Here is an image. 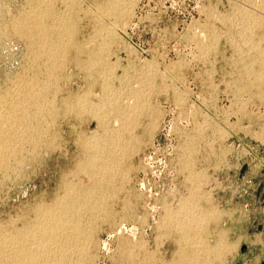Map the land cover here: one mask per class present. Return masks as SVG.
<instances>
[{
	"label": "rangeland",
	"instance_id": "rangeland-1",
	"mask_svg": "<svg viewBox=\"0 0 264 264\" xmlns=\"http://www.w3.org/2000/svg\"><path fill=\"white\" fill-rule=\"evenodd\" d=\"M0 243L264 264V0H0Z\"/></svg>",
	"mask_w": 264,
	"mask_h": 264
},
{
	"label": "bare ground",
	"instance_id": "bare-ground-1",
	"mask_svg": "<svg viewBox=\"0 0 264 264\" xmlns=\"http://www.w3.org/2000/svg\"><path fill=\"white\" fill-rule=\"evenodd\" d=\"M7 96V95H6ZM13 97V96H12ZM5 99H6V97H5ZM8 103V102H7ZM5 104V103H4ZM9 105V104H8ZM8 113V112H7ZM11 116V115H10ZM12 117V116H11ZM10 123H11V121H10ZM9 123V124H10ZM6 125H8V124H6ZM7 129V128H6ZM10 130V129H9ZM9 133H11L10 131H9ZM6 135V134H5ZM7 135H9V134H7ZM14 136H15V133H14ZM7 138V137H6ZM10 138V137H9ZM9 141V140H8ZM11 142V141H10ZM9 144V143H8ZM7 144V145H8ZM10 148V147H9ZM3 150V149H2ZM10 155V154H9ZM53 208V207H52ZM42 214V213H41ZM40 215V214H39ZM55 215L56 214H54V212H52V210L50 211V210H48L47 212H45V213H43L42 214V217L40 218V220H39V222H38V224H37V226H36V228L38 227H40L41 229H45V228H47V227H49L50 229L52 228V230L54 231V229L53 228H56L59 224H58V222H57V218L55 217ZM35 228V227H34ZM33 228V229H34ZM37 228V229H38ZM39 228V229H40ZM48 228V229H49ZM36 230V229H35ZM33 230H31V232H32ZM40 231V230H39ZM43 231V230H42ZM36 232H37V230H36ZM41 232V231H40ZM52 232V231H51ZM71 232V231H70ZM30 233V232H29ZM33 233V232H32ZM47 232H45V234H46ZM48 234V233H47ZM44 235H42V238L41 239H43L44 237H43ZM46 237V236H45ZM51 237H53V235L51 236ZM24 238H26V237H24ZM47 238V237H46ZM49 238V237H48ZM55 238V237H54ZM59 238V237H58ZM15 239V238H14ZM30 239V238H29ZM28 239V240H29ZM34 240H36V238L34 239ZM45 240H48V239H45ZM57 240H59V239H57ZM6 241V240H5ZM43 241V240H42ZM42 241H41V244L40 245H42ZM51 241H53V239L51 240ZM50 241V242H51ZM56 241V240H55ZM12 242V244L14 243V241H11ZM11 242H8V243H11ZM24 242V241H23ZM31 242H33V240L31 241ZM35 242V241H34ZM39 242V241H38ZM61 242H62V240H61ZM6 243H7V241H6ZM8 243H7V245H8ZM30 243V242H29ZM54 243V242H53ZM58 243V242H57ZM60 243V242H59ZM1 244V243H0ZM4 244H5V242H4ZM32 244V243H31ZM50 244V243H49ZM14 245V244H13ZM13 245H10V247L11 246H13ZM21 245V244H20ZM20 245H18V246H20ZM35 245H36V243H35ZM54 245V244H53ZM61 245V244H60ZM2 246H4V245H2ZM9 246V245H8ZM24 246V245H23ZM44 246V245H43ZM57 246H59V245H57ZM15 247V246H14ZM21 247V246H20ZM20 247H18V248H16V249H14L13 247L11 248V252H10V259H12V263H10V264H24V262H25V259H27V258H34V256L37 254L36 253V251L34 252V251H30V250H28V248L27 249H25V248H20ZM36 247H38V246H36ZM64 246H60V250L63 248ZM1 248V247H0ZM3 248V247H2ZM0 249V257L2 258L3 256H4V253H3V249ZM8 248V247H7ZM32 248H33V246H32ZM46 248V247H45ZM34 249V248H33ZM43 249V248H42ZM7 250V249H6ZM35 250V249H34ZM41 250V249H40ZM40 250H39V252H38V254L40 253ZM63 250V249H62ZM65 250H66V248H65ZM46 251V250H45ZM48 251V250H47ZM59 251V250H58ZM50 252V251H49ZM52 252V251H51ZM50 252V253H51ZM62 252V251H61ZM65 252V251H64ZM6 254H8L9 255V253H6ZM37 254V255H38ZM41 254V253H40ZM39 254V255H40ZM44 254V253H43ZM47 255L49 254V253H46ZM45 254V255H46ZM52 254V253H51ZM58 254V253H57ZM38 255V257L40 258V256ZM49 256V255H48ZM63 256V255H62ZM7 257V256H6ZM57 257H59V254H58V256ZM60 257H61V254H60ZM60 257H59V259H60ZM3 258H5V257H3ZM9 258V257H8ZM56 258V257H55ZM54 258V259H55ZM64 258H65V256H64ZM61 259H63L62 257H61Z\"/></svg>",
	"mask_w": 264,
	"mask_h": 264
},
{
	"label": "water",
	"instance_id": "water-1",
	"mask_svg": "<svg viewBox=\"0 0 264 264\" xmlns=\"http://www.w3.org/2000/svg\"><path fill=\"white\" fill-rule=\"evenodd\" d=\"M244 249V247L242 248V250Z\"/></svg>",
	"mask_w": 264,
	"mask_h": 264
}]
</instances>
